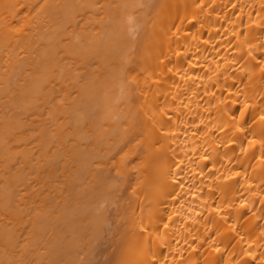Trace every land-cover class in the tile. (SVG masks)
Listing matches in <instances>:
<instances>
[{"label": "bare ground", "instance_id": "6f19581e", "mask_svg": "<svg viewBox=\"0 0 264 264\" xmlns=\"http://www.w3.org/2000/svg\"><path fill=\"white\" fill-rule=\"evenodd\" d=\"M0 264H264V0H0Z\"/></svg>", "mask_w": 264, "mask_h": 264}, {"label": "rangeland", "instance_id": "374dc122", "mask_svg": "<svg viewBox=\"0 0 264 264\" xmlns=\"http://www.w3.org/2000/svg\"><path fill=\"white\" fill-rule=\"evenodd\" d=\"M110 239V237H108L106 240ZM101 256V255H100ZM101 259L103 260V256L101 257Z\"/></svg>", "mask_w": 264, "mask_h": 264}]
</instances>
